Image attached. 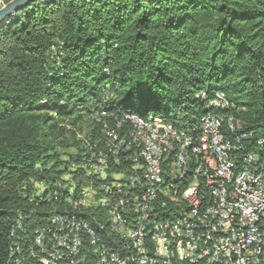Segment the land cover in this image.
Returning a JSON list of instances; mask_svg holds the SVG:
<instances>
[{"label":"trees","instance_id":"16d2710c","mask_svg":"<svg viewBox=\"0 0 264 264\" xmlns=\"http://www.w3.org/2000/svg\"><path fill=\"white\" fill-rule=\"evenodd\" d=\"M218 94L229 104L195 112ZM151 108L189 133L207 111L230 137L231 117L251 135L244 149L264 138V0H34L0 20V264L16 220L55 212L39 184L98 178L80 161L100 151L105 178L138 171L134 145L94 142L107 130L129 137L125 116Z\"/></svg>","mask_w":264,"mask_h":264},{"label":"built area","instance_id":"2783aa9c","mask_svg":"<svg viewBox=\"0 0 264 264\" xmlns=\"http://www.w3.org/2000/svg\"><path fill=\"white\" fill-rule=\"evenodd\" d=\"M155 129L170 143L183 135L164 124ZM198 148L209 178H154L152 165L141 168L143 178H104L99 165L89 168L82 157L84 172L98 178L39 184L40 200L52 202L55 212L37 223L16 220L9 263L264 264V170L244 175L238 161V175L215 178L216 171L229 172L216 167L204 139ZM184 165L179 153L176 168Z\"/></svg>","mask_w":264,"mask_h":264},{"label":"bare ground","instance_id":"6f19581e","mask_svg":"<svg viewBox=\"0 0 264 264\" xmlns=\"http://www.w3.org/2000/svg\"><path fill=\"white\" fill-rule=\"evenodd\" d=\"M228 104L229 102L226 97L218 94L209 100L207 108L210 106L221 107ZM214 114L206 111L202 116L197 130L192 133L184 129H177L173 127L172 124L166 122L153 121L150 115V117L143 120L146 124L145 128L148 126L150 128L147 130L141 129L137 123L133 122L135 120L131 119V117L135 119L142 118L132 114L126 115L125 117L128 118L133 125V129L130 135H128L129 137L125 139V136L120 138L117 135L118 133H115L116 131L107 130L106 140L100 141L101 139L98 138L94 142V145L103 142L105 150L111 151V153L119 150L118 148L120 146H123L124 149H128L131 145H134L137 151L135 152V156L133 155L134 157H132V160H137V163L139 160L141 163L135 166V169L138 171H133V174H131L129 178H143L141 168L145 165L153 166L154 178H209V171L205 167L203 154L198 148L200 139H204L208 144V151L211 152V154L217 155L216 167L229 172L223 173V171H216L215 178H230V174L238 175V161H241V164H243L244 175H252V170H264V155H262L264 152V138H259L257 144L255 143L256 145L253 146V148L250 147L252 149H244L243 140H246L248 137L250 138L251 135L249 134L250 136H248L245 133H237L236 130H238V126L232 122L231 117L226 119V127L228 132H231V135L230 137L225 136V134L223 135L220 129L224 122V116ZM100 115H104V113L101 112ZM208 115L212 117L213 125H209ZM152 122H154V124H151ZM157 124H164L171 128V131L180 132L183 135L172 136V141L170 143L168 138H159L158 132L155 129V125ZM117 126H119V123H117ZM200 134L203 135L199 138ZM151 143L159 145V153H155L154 155V148ZM179 153L180 160L185 165L184 167L176 168V160H179ZM95 155V158H89L88 167L96 168V166L99 165L102 170V175H104V170L107 168L106 154L100 151ZM164 159L167 160V163L163 167L164 169H162L161 164ZM89 173L98 174L95 171H89ZM89 173L87 174L89 175ZM118 175H115L114 178H119ZM145 178H153L152 171H145Z\"/></svg>","mask_w":264,"mask_h":264},{"label":"rangeland","instance_id":"374dc122","mask_svg":"<svg viewBox=\"0 0 264 264\" xmlns=\"http://www.w3.org/2000/svg\"><path fill=\"white\" fill-rule=\"evenodd\" d=\"M202 95L204 94V92H202L201 93ZM222 95V94H221ZM203 101V100H202ZM207 104H209V101L206 103V105H205V101L201 104V106L199 107V106H196V108H195V112H197L198 114H199V112H200V114H202V112H203V110H204V108L205 107H207ZM134 109H135V111L136 112H139V113H143L144 112V107H142L141 105H137V104H135L134 105ZM159 111V110H158ZM165 111H164V109H162L161 111H159V113H164ZM157 112H154V108H151L149 111H147V113H145L144 115H138V114H136V115H134V114H132V115H134V116H136V117H139V116H142V117H144V116H151V115H156V116H158L157 114H159V113H157ZM130 115V114H129ZM138 115V116H137ZM170 115L171 116H173L172 115V113H170ZM149 116V117H150ZM142 117H139V118H142ZM193 117H195V113L194 114H189V113H187L186 114V116L184 117L185 118V120H184V122H183V125H184V127H189L188 126V120L189 119H191V118H193ZM142 119H144V118H142ZM182 118H180V119H178L177 121H175L176 123H181L182 121ZM231 120H232V122L235 124V125H237V122H234V120L231 118ZM134 123H137V122H135V121H133ZM156 122H163V120H160V121H156ZM138 124V126H140V128L141 129H145V130H147V129H149L150 127L148 126V127H146L145 128V123L142 121V125L140 124V123H137ZM151 124H154V122H152ZM181 126V125H180ZM238 127H239V125H237ZM143 127V128H142ZM182 127V126H181ZM139 130V129H138ZM260 131L261 130H259L258 132H257V134H259L260 133ZM141 132H142V130H141ZM106 134H107V132H106ZM202 135L203 134H200V136H199V138L200 137H202ZM106 138H107V135H106V137L105 138H103L102 139V137L100 138L102 141H105L106 140Z\"/></svg>","mask_w":264,"mask_h":264},{"label":"water","instance_id":"95a60500","mask_svg":"<svg viewBox=\"0 0 264 264\" xmlns=\"http://www.w3.org/2000/svg\"><path fill=\"white\" fill-rule=\"evenodd\" d=\"M32 1L34 0H10L8 3L4 4L0 8V20L4 18L7 14L11 13L12 11L16 10L18 7L22 6L23 4Z\"/></svg>","mask_w":264,"mask_h":264}]
</instances>
